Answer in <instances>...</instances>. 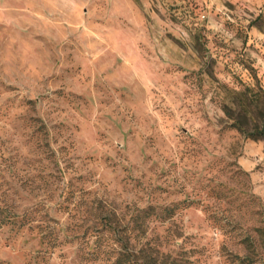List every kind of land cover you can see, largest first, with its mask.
<instances>
[{"label": "rangeland", "instance_id": "1", "mask_svg": "<svg viewBox=\"0 0 264 264\" xmlns=\"http://www.w3.org/2000/svg\"><path fill=\"white\" fill-rule=\"evenodd\" d=\"M263 121L264 0H0V264H71L21 222L67 183L154 206L160 258L264 263Z\"/></svg>", "mask_w": 264, "mask_h": 264}, {"label": "trees", "instance_id": "2", "mask_svg": "<svg viewBox=\"0 0 264 264\" xmlns=\"http://www.w3.org/2000/svg\"><path fill=\"white\" fill-rule=\"evenodd\" d=\"M258 133L264 137V121ZM62 195L58 207L67 213L66 220L54 216L44 205L35 204L23 211L21 222L37 221L36 226L50 247L63 241L74 242L71 264H177L174 259L145 251L147 246L159 243L158 237L147 234L148 222L153 216L165 218L154 206L138 207L126 216L107 198L73 183L66 184ZM12 215L6 202L0 206V223L12 221ZM215 220L221 230L229 224L226 218L217 216Z\"/></svg>", "mask_w": 264, "mask_h": 264}]
</instances>
